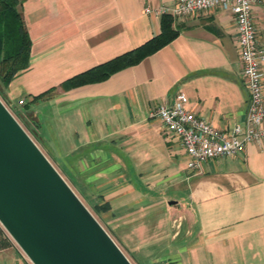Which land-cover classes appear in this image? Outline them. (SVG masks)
<instances>
[{
	"label": "crops",
	"instance_id": "crops-1",
	"mask_svg": "<svg viewBox=\"0 0 264 264\" xmlns=\"http://www.w3.org/2000/svg\"><path fill=\"white\" fill-rule=\"evenodd\" d=\"M174 1L20 0L29 66L3 97L138 264H264V139L191 172L177 138L152 116L183 93L186 108L215 127L243 122L248 92L229 12L172 17L177 35L137 64L60 86L158 34L162 14L145 9ZM252 17L264 48V0ZM261 70L264 87V62ZM0 264H32L2 226Z\"/></svg>",
	"mask_w": 264,
	"mask_h": 264
},
{
	"label": "water",
	"instance_id": "water-1",
	"mask_svg": "<svg viewBox=\"0 0 264 264\" xmlns=\"http://www.w3.org/2000/svg\"><path fill=\"white\" fill-rule=\"evenodd\" d=\"M0 225L32 264H132L1 99Z\"/></svg>",
	"mask_w": 264,
	"mask_h": 264
},
{
	"label": "built area",
	"instance_id": "built-area-1",
	"mask_svg": "<svg viewBox=\"0 0 264 264\" xmlns=\"http://www.w3.org/2000/svg\"><path fill=\"white\" fill-rule=\"evenodd\" d=\"M262 0H175L170 6L146 13L183 17L208 13L214 9L229 12L235 23L239 59L242 65L248 102L244 120L230 128H218L186 108V97L178 93L172 103L159 104L152 116L177 138L189 171H200L206 161L229 157L242 151L247 144L264 139V87L261 64L264 48L257 43L252 6ZM19 104L24 103L20 99Z\"/></svg>",
	"mask_w": 264,
	"mask_h": 264
},
{
	"label": "trees",
	"instance_id": "trees-1",
	"mask_svg": "<svg viewBox=\"0 0 264 264\" xmlns=\"http://www.w3.org/2000/svg\"><path fill=\"white\" fill-rule=\"evenodd\" d=\"M172 16L162 14L160 32L142 45L115 56L80 72L61 83V88L68 89L83 84L95 83L106 79L111 74L137 64L147 55L168 44L177 31L172 27ZM30 38L24 23L20 0H0V96L9 81L29 66ZM55 87L34 96L35 99L53 94ZM7 241L1 240L2 245Z\"/></svg>",
	"mask_w": 264,
	"mask_h": 264
},
{
	"label": "rangeland",
	"instance_id": "rangeland-1",
	"mask_svg": "<svg viewBox=\"0 0 264 264\" xmlns=\"http://www.w3.org/2000/svg\"><path fill=\"white\" fill-rule=\"evenodd\" d=\"M0 99L3 101V103L6 105V107L10 110V112L15 116V118L19 121V123L22 125V127L27 131V133L31 136V138L35 141H37L35 135H34V131L32 130V128L30 127V125L26 122V120L23 118L22 114H20L18 111H16L12 106H10L4 99V97L0 96ZM23 104V103H22ZM40 148H43V150L45 151L44 147H42V145H39ZM47 154V158H50L49 153ZM51 162V161H50ZM53 164L56 165V163ZM56 168V167H55ZM72 188V187H71ZM74 190V189H73ZM75 192V191H74ZM76 193V192H75ZM77 196L80 198V200L84 203V205L89 209V211L94 215V217L98 220V222L104 227V229L109 233V235L113 238V240H116L115 235H113L111 233V231H109V229L107 228V226L105 225V223L103 222V219L100 217V214H98L94 209L93 206L91 204V202L87 199V197H85L84 195H81L80 193H76ZM1 226V225H0ZM5 231V230H4ZM6 235L8 236V238L10 239L11 243L14 245V247L24 256L25 254L22 252V250L18 247V245L13 241V239L8 235V233L5 231ZM116 244L120 247V249L123 251V253L127 256V258L131 261L132 264H138L136 262V260L130 255V252L127 251V249H125V246L119 242V241H115Z\"/></svg>",
	"mask_w": 264,
	"mask_h": 264
}]
</instances>
